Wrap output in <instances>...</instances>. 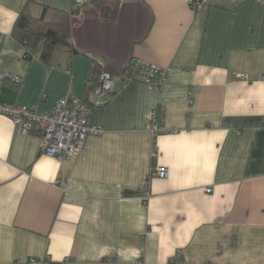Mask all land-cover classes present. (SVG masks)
<instances>
[{
  "label": "crops",
  "instance_id": "obj_1",
  "mask_svg": "<svg viewBox=\"0 0 264 264\" xmlns=\"http://www.w3.org/2000/svg\"><path fill=\"white\" fill-rule=\"evenodd\" d=\"M117 1L107 19L73 0H0V70L23 79L1 103L90 104L93 62L115 82L92 120L104 133L62 162L0 114V264H264V0ZM45 7L70 12L73 48L45 61L41 42L28 59L14 27ZM138 63L169 70L160 91Z\"/></svg>",
  "mask_w": 264,
  "mask_h": 264
},
{
  "label": "built area",
  "instance_id": "obj_2",
  "mask_svg": "<svg viewBox=\"0 0 264 264\" xmlns=\"http://www.w3.org/2000/svg\"><path fill=\"white\" fill-rule=\"evenodd\" d=\"M186 2L194 11H198L206 4H211L213 0H186ZM73 4L79 7L85 6L90 4V0H73ZM3 39L4 35L0 33V44ZM132 69L145 85L150 86L155 91L161 90L163 79L169 73L167 69L146 63L135 64ZM242 79L247 78L242 76ZM22 80L18 75L0 70V96L1 88L6 81L20 84ZM114 86L115 82L112 75L102 71L93 88L94 98L90 104L77 98L64 99L57 102L53 112L37 113L27 106L6 105L0 102V114L18 125L24 135L41 134V150L46 156L62 162L77 156L84 149L90 135L98 136L104 133L103 128L94 125L92 120L96 110L105 106L106 100L113 93ZM157 111L156 106L151 107V132L154 138L165 132ZM168 174L165 167H158L151 175L167 178ZM143 190L146 192L145 198H148L147 185L143 187ZM206 192L211 193L212 189L209 188ZM16 264L51 263L49 260L40 262L32 258L26 262H16Z\"/></svg>",
  "mask_w": 264,
  "mask_h": 264
},
{
  "label": "trees",
  "instance_id": "obj_3",
  "mask_svg": "<svg viewBox=\"0 0 264 264\" xmlns=\"http://www.w3.org/2000/svg\"><path fill=\"white\" fill-rule=\"evenodd\" d=\"M90 4L97 5L103 16L107 19H114L118 12L119 3L117 0H90ZM71 12H75L73 9ZM14 31L20 34V41L27 51V58L33 57L29 48L36 49L42 42L41 59L48 60L56 48H73L71 43L70 12L53 10L45 7L41 18L32 17L25 9L18 17ZM93 89L101 74L99 65L93 62L91 66Z\"/></svg>",
  "mask_w": 264,
  "mask_h": 264
}]
</instances>
